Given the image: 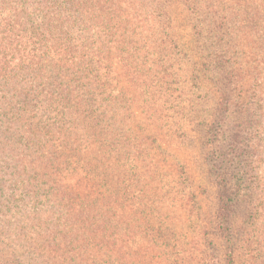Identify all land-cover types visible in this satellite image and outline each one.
<instances>
[{"label":"trees","instance_id":"trees-1","mask_svg":"<svg viewBox=\"0 0 264 264\" xmlns=\"http://www.w3.org/2000/svg\"><path fill=\"white\" fill-rule=\"evenodd\" d=\"M200 6L198 0H0V264H134V219L157 223L166 241L175 219L187 221L178 210L182 201L194 202L198 185L182 168L174 196L166 197L169 188L151 204L148 198L158 195L152 175L139 177L144 186L137 193L128 167L125 186L116 185L112 151L127 145L128 161L150 151L156 135L147 124L154 115L142 110L145 118L137 117L143 106L112 81L119 60L134 84V58L144 54L137 44L150 28L184 8L199 16ZM144 82L138 78L137 87ZM134 123L141 131L135 141ZM118 125L130 136H121ZM87 171L91 176L79 174ZM229 220L219 209L214 235L226 243L224 264H234Z\"/></svg>","mask_w":264,"mask_h":264},{"label":"rangeland","instance_id":"rangeland-1","mask_svg":"<svg viewBox=\"0 0 264 264\" xmlns=\"http://www.w3.org/2000/svg\"><path fill=\"white\" fill-rule=\"evenodd\" d=\"M198 1L199 16L179 10L137 44L144 54L134 58V84L115 62L113 85L132 92L143 106L141 120L146 111L154 115L147 124L156 135L150 151L128 161L127 145L116 146L117 163L109 158L120 174L116 185L125 186L128 167L137 193L144 186L139 177L152 175L158 195L149 204L169 188L166 197L174 196L181 168L198 185L194 202L186 199L178 210L187 221L175 219L167 229L170 240L157 234V223L134 219V264H224L226 243L214 235L219 209L230 217L234 264H264V0ZM138 78L145 81L140 89ZM134 125L135 141L141 131ZM115 127L130 136L123 125Z\"/></svg>","mask_w":264,"mask_h":264}]
</instances>
